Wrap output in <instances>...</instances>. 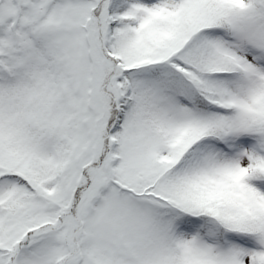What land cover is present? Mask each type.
I'll return each instance as SVG.
<instances>
[{
	"label": "snow or ice",
	"instance_id": "1",
	"mask_svg": "<svg viewBox=\"0 0 264 264\" xmlns=\"http://www.w3.org/2000/svg\"><path fill=\"white\" fill-rule=\"evenodd\" d=\"M0 264H264V0H0Z\"/></svg>",
	"mask_w": 264,
	"mask_h": 264
}]
</instances>
